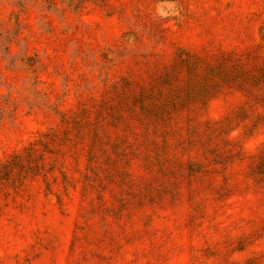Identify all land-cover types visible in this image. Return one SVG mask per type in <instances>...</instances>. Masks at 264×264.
I'll use <instances>...</instances> for the list:
<instances>
[{
  "label": "rangeland",
  "instance_id": "obj_1",
  "mask_svg": "<svg viewBox=\"0 0 264 264\" xmlns=\"http://www.w3.org/2000/svg\"><path fill=\"white\" fill-rule=\"evenodd\" d=\"M0 264H264V0H0Z\"/></svg>",
  "mask_w": 264,
  "mask_h": 264
}]
</instances>
